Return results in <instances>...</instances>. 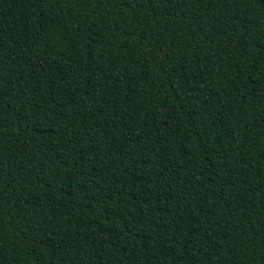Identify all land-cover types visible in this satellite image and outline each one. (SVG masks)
<instances>
[{
	"label": "trees",
	"instance_id": "1",
	"mask_svg": "<svg viewBox=\"0 0 264 264\" xmlns=\"http://www.w3.org/2000/svg\"><path fill=\"white\" fill-rule=\"evenodd\" d=\"M0 264H264V0H0Z\"/></svg>",
	"mask_w": 264,
	"mask_h": 264
}]
</instances>
